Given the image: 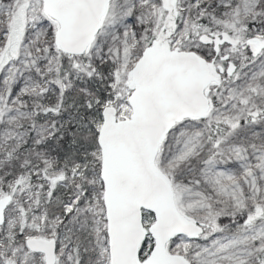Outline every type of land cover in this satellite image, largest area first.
<instances>
[{"label":"snow or ice","instance_id":"6c2138e0","mask_svg":"<svg viewBox=\"0 0 264 264\" xmlns=\"http://www.w3.org/2000/svg\"><path fill=\"white\" fill-rule=\"evenodd\" d=\"M0 264H264V0H0Z\"/></svg>","mask_w":264,"mask_h":264}]
</instances>
